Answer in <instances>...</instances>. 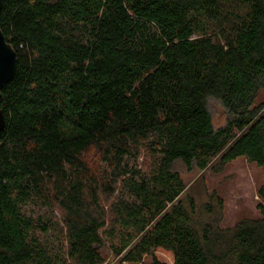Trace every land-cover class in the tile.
Masks as SVG:
<instances>
[{
    "label": "trees",
    "instance_id": "1",
    "mask_svg": "<svg viewBox=\"0 0 264 264\" xmlns=\"http://www.w3.org/2000/svg\"><path fill=\"white\" fill-rule=\"evenodd\" d=\"M0 23L17 52L0 97V264H104V248L264 264V184L260 216L221 228L175 167L264 168V0H3ZM32 200L49 216L25 213Z\"/></svg>",
    "mask_w": 264,
    "mask_h": 264
},
{
    "label": "rangeland",
    "instance_id": "2",
    "mask_svg": "<svg viewBox=\"0 0 264 264\" xmlns=\"http://www.w3.org/2000/svg\"><path fill=\"white\" fill-rule=\"evenodd\" d=\"M263 98L264 91L259 96L260 100ZM207 105L214 127L224 126L228 121L229 112L222 102L215 97H209ZM87 159L91 164H98L94 151L87 154ZM146 160L143 155L140 163L143 165ZM175 167L188 183L189 190L196 196L199 205L204 208L211 205L212 211L207 217L212 220L219 218L218 224L221 228H231L243 219H255L260 216L257 205L260 201L258 189L264 184L263 167L245 157L227 163L219 172H215L211 167L205 170L189 168L181 161H178ZM103 168L102 165V170ZM38 202L40 201L26 202L22 210L35 218L49 216V208ZM103 253L106 259L104 264H132L123 262L121 257L115 259L106 248ZM154 257L164 264H176L173 253L164 248H157L153 255L145 256L139 264H155Z\"/></svg>",
    "mask_w": 264,
    "mask_h": 264
},
{
    "label": "water",
    "instance_id": "3",
    "mask_svg": "<svg viewBox=\"0 0 264 264\" xmlns=\"http://www.w3.org/2000/svg\"><path fill=\"white\" fill-rule=\"evenodd\" d=\"M3 0H0V13ZM17 71V52L7 40L0 23V97L2 90L15 76ZM5 125V116L0 110V131ZM115 258V257H114Z\"/></svg>",
    "mask_w": 264,
    "mask_h": 264
}]
</instances>
